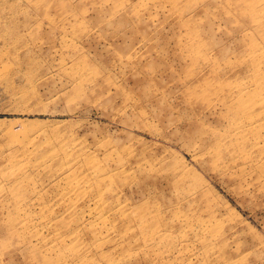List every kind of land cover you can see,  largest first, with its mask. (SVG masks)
I'll return each mask as SVG.
<instances>
[{
  "label": "rangeland",
  "instance_id": "obj_1",
  "mask_svg": "<svg viewBox=\"0 0 264 264\" xmlns=\"http://www.w3.org/2000/svg\"><path fill=\"white\" fill-rule=\"evenodd\" d=\"M0 264H264V0H0Z\"/></svg>",
  "mask_w": 264,
  "mask_h": 264
},
{
  "label": "bare ground",
  "instance_id": "obj_2",
  "mask_svg": "<svg viewBox=\"0 0 264 264\" xmlns=\"http://www.w3.org/2000/svg\"><path fill=\"white\" fill-rule=\"evenodd\" d=\"M207 139H210V138L207 137ZM207 139H205V138H199V140L197 141V148H199L200 150H202V148H205L206 147L205 145H206V140ZM201 152H204V151H201ZM224 156H225V154L222 151H220L219 153H217L215 155L214 160L221 161L224 158ZM211 166H212L213 169H215V170L218 169L219 170L222 167V164H221V167L220 168H218L216 164H215V166L214 165H211ZM223 168H225V166H223Z\"/></svg>",
  "mask_w": 264,
  "mask_h": 264
}]
</instances>
